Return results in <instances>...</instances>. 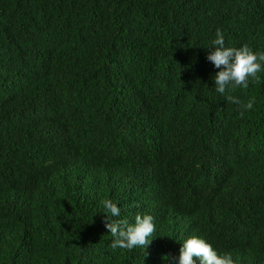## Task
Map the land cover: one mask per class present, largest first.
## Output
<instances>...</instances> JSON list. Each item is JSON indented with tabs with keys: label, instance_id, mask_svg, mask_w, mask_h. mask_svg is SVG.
Instances as JSON below:
<instances>
[{
	"label": "trees",
	"instance_id": "trees-1",
	"mask_svg": "<svg viewBox=\"0 0 264 264\" xmlns=\"http://www.w3.org/2000/svg\"><path fill=\"white\" fill-rule=\"evenodd\" d=\"M217 30L264 52V0H0V264H167L190 235L264 264V72L216 93ZM104 199L154 217L145 252Z\"/></svg>",
	"mask_w": 264,
	"mask_h": 264
},
{
	"label": "clouds",
	"instance_id": "clouds-1",
	"mask_svg": "<svg viewBox=\"0 0 264 264\" xmlns=\"http://www.w3.org/2000/svg\"><path fill=\"white\" fill-rule=\"evenodd\" d=\"M206 59L218 69L212 81L216 93L225 95L236 89H247L252 80H258V73L264 72V52L254 51L247 44L228 46L225 35L217 30ZM234 104L240 101L229 97ZM254 100H249L245 108L251 109ZM105 210V228L110 233L112 249L132 250L145 248L150 244L156 232L154 217L137 213L131 219H121V208L111 199L101 201ZM167 264H235L230 252L219 253L204 238L190 235L180 240L178 256L167 257Z\"/></svg>",
	"mask_w": 264,
	"mask_h": 264
}]
</instances>
